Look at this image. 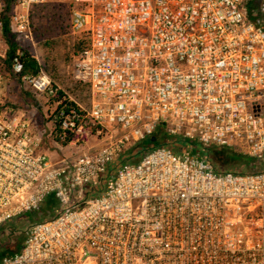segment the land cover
<instances>
[{
	"label": "built area",
	"instance_id": "obj_1",
	"mask_svg": "<svg viewBox=\"0 0 264 264\" xmlns=\"http://www.w3.org/2000/svg\"><path fill=\"white\" fill-rule=\"evenodd\" d=\"M87 44L68 73L87 107L40 71L9 74L53 100L50 125L92 153L51 160L34 121L0 115V229L54 196L58 214L28 227L0 264H264V171L217 172L203 150L239 149L264 163V0H70ZM34 44L46 0H0V95L9 77L3 21ZM165 144L131 161L128 149Z\"/></svg>",
	"mask_w": 264,
	"mask_h": 264
},
{
	"label": "rangeland",
	"instance_id": "obj_2",
	"mask_svg": "<svg viewBox=\"0 0 264 264\" xmlns=\"http://www.w3.org/2000/svg\"><path fill=\"white\" fill-rule=\"evenodd\" d=\"M45 6L36 8L30 15L34 44L15 42L31 58L37 60L40 71L47 75L52 84L73 102L87 107V90L76 84L68 73L71 57L87 44L86 37L72 31L70 13L74 9L70 0H46ZM9 77L0 95V115L18 114L22 118L34 121L41 135V151L55 161L62 158H74L83 153H92L101 146L98 140H89L80 146H60L55 142L51 127V117L55 110L54 101L35 95L29 88ZM264 107V105H263ZM162 135V134H161ZM160 135V139L164 137ZM193 156H205L217 172L254 173L264 171V163L256 159L246 160L249 165L243 166L240 161H229L230 158L246 156L239 149H216L208 152L200 146L183 144L182 147ZM132 152L131 161L137 162L144 151L136 148L128 149L122 156ZM59 205L54 196H50L39 211L24 214L5 224L0 229V261L4 257L14 255L22 244L29 226L34 223L55 217Z\"/></svg>",
	"mask_w": 264,
	"mask_h": 264
},
{
	"label": "trees",
	"instance_id": "obj_3",
	"mask_svg": "<svg viewBox=\"0 0 264 264\" xmlns=\"http://www.w3.org/2000/svg\"><path fill=\"white\" fill-rule=\"evenodd\" d=\"M9 12H10V4L7 2L5 9H4L5 14L2 15L3 37H4L5 44L7 46L6 60H5L6 69L5 70H7L9 72V69H10L9 61H10V59L12 58V56L16 52H20L22 55L21 59L23 62V74L30 75V76H36L40 72V67H39L38 63L36 62V60L31 58L26 52H24L23 50H21L17 46V44L14 40L15 36H14V34L11 33L10 27H9V21H8ZM77 49L80 51L82 48H77ZM58 94L60 97L61 93L59 92ZM160 135H161L160 133L155 134V142L154 143H150L149 141L142 142L141 144H139L135 148L137 150H140L143 152V151L155 149V148L165 144V142H166L165 138L160 139ZM54 139H55V142L57 144H59L60 146H66V145H68L69 142L74 140V138L72 136H67L66 138H62L61 135L59 134L58 130L54 132ZM180 146L183 147V144H180ZM221 150H223V149H221ZM127 156L129 158L133 157L132 152L127 154ZM250 159H252V158H250V157L236 158L235 157V158H230L229 161H240L241 165L247 166L249 164L244 162V161L250 160Z\"/></svg>",
	"mask_w": 264,
	"mask_h": 264
},
{
	"label": "crops",
	"instance_id": "obj_4",
	"mask_svg": "<svg viewBox=\"0 0 264 264\" xmlns=\"http://www.w3.org/2000/svg\"><path fill=\"white\" fill-rule=\"evenodd\" d=\"M35 60V59H34ZM36 62H37V60H36ZM38 63V62H37ZM39 65V64H38ZM40 67V66H39ZM263 105H264V100L261 102V106H262V109H263V111H264V107H263ZM183 149V148H182ZM19 248H20V245H19V247L15 250V252L14 253H16V252H18V250H19Z\"/></svg>",
	"mask_w": 264,
	"mask_h": 264
},
{
	"label": "water",
	"instance_id": "obj_5",
	"mask_svg": "<svg viewBox=\"0 0 264 264\" xmlns=\"http://www.w3.org/2000/svg\"><path fill=\"white\" fill-rule=\"evenodd\" d=\"M149 142H150V143H154V142H155V137L150 138V139H149Z\"/></svg>",
	"mask_w": 264,
	"mask_h": 264
}]
</instances>
